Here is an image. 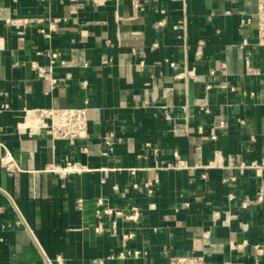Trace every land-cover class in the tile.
Instances as JSON below:
<instances>
[{
  "label": "crops",
  "instance_id": "1",
  "mask_svg": "<svg viewBox=\"0 0 264 264\" xmlns=\"http://www.w3.org/2000/svg\"><path fill=\"white\" fill-rule=\"evenodd\" d=\"M24 19L19 36L9 22ZM3 102L19 170L0 166V264H264V201L241 206L259 181L232 169L264 158L256 0H0ZM84 106L87 137L73 142L26 116ZM175 154L196 168L165 169ZM67 162L85 171H51Z\"/></svg>",
  "mask_w": 264,
  "mask_h": 264
},
{
  "label": "built area",
  "instance_id": "2",
  "mask_svg": "<svg viewBox=\"0 0 264 264\" xmlns=\"http://www.w3.org/2000/svg\"><path fill=\"white\" fill-rule=\"evenodd\" d=\"M256 17L258 20L259 26L262 28L264 25V0H256ZM15 28H17V33L19 36L23 35L24 28L29 24V21L24 19L16 22H9ZM165 20L157 22V26H164ZM52 24L51 27H53ZM174 30L183 29V23L178 22L173 26ZM48 36V35H46ZM53 57V55H52ZM32 66L37 70L38 74L41 76L42 80L49 81L54 83V79L51 78L48 71L42 67L36 66L32 63ZM81 87L84 88L86 82L82 81L80 83ZM87 101H85V105ZM8 104L3 102L0 104V116L6 111ZM205 112H208L207 109H204ZM26 116L29 118H34L38 120L41 127L44 128L50 137L54 141H76L84 139L87 137L88 133V108L86 106L79 108H62V109H36L31 111H26ZM166 118L169 119V116L166 115ZM31 128H33L31 126ZM30 128V129H31ZM225 128V122L220 121L217 125V130H222ZM32 130V129H31ZM2 134V128L0 126V136ZM212 140L217 138V133L212 131L210 134ZM107 145H111L109 138L105 141ZM176 160L173 163H168L165 166V169L168 170H193L196 167L188 166L187 163L183 160H180L175 154ZM219 152L215 154L214 161L210 163L206 168H212L218 166ZM0 166L9 172L18 171L19 168L16 164V161L11 154V152L6 148L2 140H0ZM239 175L244 174L246 171L254 172L257 180L259 181L258 190L255 194L253 201L245 199L241 202L243 208L247 207L251 203H261L264 201V158L253 160L247 163L240 162L237 166L232 167ZM51 171L56 172L60 175H67L72 173H81L85 171L84 166H81L78 163L67 162L64 167H54ZM231 181L234 180V177L229 178ZM227 179L224 180L226 182ZM157 183V180L146 181L143 183V187L146 189L148 194L153 193L154 185ZM133 188H137V184L132 185ZM117 187H113V191H117ZM105 208V200L100 198L97 200V210L96 214L101 215L109 213V210ZM137 216V212H134L132 216L127 217L128 219H134ZM258 253L263 252L261 246H254ZM169 264H204L202 258L196 256H186V255H175L169 258Z\"/></svg>",
  "mask_w": 264,
  "mask_h": 264
}]
</instances>
